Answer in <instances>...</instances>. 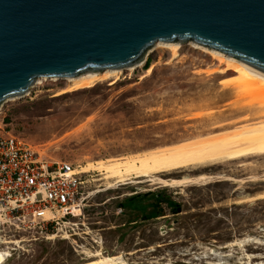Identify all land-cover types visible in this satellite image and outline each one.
<instances>
[{
  "label": "rangeland",
  "instance_id": "obj_1",
  "mask_svg": "<svg viewBox=\"0 0 264 264\" xmlns=\"http://www.w3.org/2000/svg\"><path fill=\"white\" fill-rule=\"evenodd\" d=\"M190 42L176 57L153 45L116 81L68 92L63 79L34 82L0 103V131L81 167L262 121L264 108L238 91L236 72ZM210 164L111 187L87 171L83 207L71 219L76 233L0 241L9 250L2 264H75L101 254L126 264H264V154ZM129 196L143 207L118 211Z\"/></svg>",
  "mask_w": 264,
  "mask_h": 264
},
{
  "label": "water",
  "instance_id": "obj_2",
  "mask_svg": "<svg viewBox=\"0 0 264 264\" xmlns=\"http://www.w3.org/2000/svg\"><path fill=\"white\" fill-rule=\"evenodd\" d=\"M195 42L264 72V0H0V103L38 77L140 62Z\"/></svg>",
  "mask_w": 264,
  "mask_h": 264
},
{
  "label": "bare ground",
  "instance_id": "obj_3",
  "mask_svg": "<svg viewBox=\"0 0 264 264\" xmlns=\"http://www.w3.org/2000/svg\"><path fill=\"white\" fill-rule=\"evenodd\" d=\"M180 41H156L155 46L165 47L172 50V57H176ZM191 43V42H190ZM192 45L199 46L227 68L236 72L238 79V91H244L258 98L264 108V72L246 64L228 54L214 50L195 42ZM135 63L133 65H139ZM132 65L124 68H103L101 70L86 69L74 76L59 77L67 82L62 92L83 88L93 85L100 80L113 77L114 81L119 79L123 69L130 70ZM51 77L50 79H55ZM44 77H38L35 82H40ZM262 114V113H261ZM264 116V115H263ZM264 154V118L260 122L236 126L218 132L210 133L195 140L175 143L169 146L147 149L145 151L129 156L110 157L88 161L82 167L83 172L98 171L102 174L101 179L108 180L107 187L115 183L124 182L129 179L147 178L153 174L171 173L177 169L203 166L208 163H219L229 160L263 155ZM210 164V165H211ZM241 166H243L241 164ZM169 185V184H168ZM264 193V192H263ZM263 193H258L261 195ZM260 197V196H259ZM79 206L73 205V212ZM1 242L14 243L12 240ZM17 242V241H16ZM257 242V241H256ZM231 242L229 245H234ZM9 251V250H8ZM6 249H0V264L4 263L9 256ZM75 264H126L120 255H98Z\"/></svg>",
  "mask_w": 264,
  "mask_h": 264
},
{
  "label": "built area",
  "instance_id": "obj_4",
  "mask_svg": "<svg viewBox=\"0 0 264 264\" xmlns=\"http://www.w3.org/2000/svg\"><path fill=\"white\" fill-rule=\"evenodd\" d=\"M85 172L78 165L46 158L23 139L0 131V226L11 230L0 241L49 239L76 232L72 206L83 207ZM122 206H118L121 211ZM17 241V242H16Z\"/></svg>",
  "mask_w": 264,
  "mask_h": 264
},
{
  "label": "trees",
  "instance_id": "obj_5",
  "mask_svg": "<svg viewBox=\"0 0 264 264\" xmlns=\"http://www.w3.org/2000/svg\"><path fill=\"white\" fill-rule=\"evenodd\" d=\"M161 200V199H160ZM169 205H173L174 203L172 201H167ZM119 206L126 207V208H133V209H139L142 208L143 206L140 203V199L138 196H129L123 200L119 204ZM151 215L154 214V211L150 212Z\"/></svg>",
  "mask_w": 264,
  "mask_h": 264
}]
</instances>
